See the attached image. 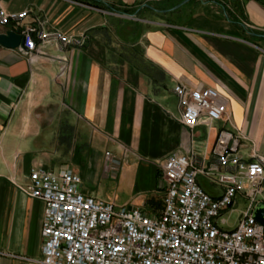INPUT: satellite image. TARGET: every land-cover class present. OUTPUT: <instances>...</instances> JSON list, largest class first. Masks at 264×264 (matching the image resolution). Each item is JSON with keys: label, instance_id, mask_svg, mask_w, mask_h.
Masks as SVG:
<instances>
[{"label": "crops", "instance_id": "0c3cea01", "mask_svg": "<svg viewBox=\"0 0 264 264\" xmlns=\"http://www.w3.org/2000/svg\"><path fill=\"white\" fill-rule=\"evenodd\" d=\"M0 5L7 13L28 10L26 17L0 24V33L39 17L46 31L90 36L83 47L48 40L32 60L18 48L0 45V264L42 259L44 203L20 188L34 166L64 168L98 183L107 175L108 148L119 159L127 148V163L115 173L133 174L137 191L124 204L155 215L163 206L158 166L171 151L193 148L214 164L210 150L218 129L225 127L243 136V159L264 157V0H146L142 5L0 0ZM178 83L216 88L227 99L228 121L189 133L179 122L173 91ZM198 180L212 196L220 195L218 185L203 176ZM83 191L97 193L84 186Z\"/></svg>", "mask_w": 264, "mask_h": 264}, {"label": "built area", "instance_id": "2783aa9c", "mask_svg": "<svg viewBox=\"0 0 264 264\" xmlns=\"http://www.w3.org/2000/svg\"><path fill=\"white\" fill-rule=\"evenodd\" d=\"M27 13H7L0 5V24ZM18 28L22 43L17 48L29 60L48 40L63 47H83L88 40L86 35L73 38L46 31L39 17ZM173 91L179 120L189 133L200 125L210 128L228 121L227 99L216 88L178 83ZM241 138L239 131L219 128L210 150L214 164L193 148L171 151L161 165L165 193L155 215L84 192L78 173L32 167L28 183L20 188L44 203L40 264H264V227L253 216L255 206L264 201V157L243 159ZM199 176L218 185L220 195L208 193ZM240 196L247 200L246 208L233 226L225 227Z\"/></svg>", "mask_w": 264, "mask_h": 264}, {"label": "rangeland", "instance_id": "374dc122", "mask_svg": "<svg viewBox=\"0 0 264 264\" xmlns=\"http://www.w3.org/2000/svg\"><path fill=\"white\" fill-rule=\"evenodd\" d=\"M145 2H146V0H144L141 3L135 2V4L142 5ZM86 6L87 7L89 6L88 8H91V6L93 7V5H91V4H87ZM94 7H96V6H94ZM91 9H93V8H91ZM105 12H107V11H105ZM108 13L119 16L123 19L133 20L135 18V14H130V13H127L125 11H115L116 14L108 11ZM82 35L88 36V40H87V42H88L90 39L89 34L83 33ZM87 42H86V44H87ZM76 47H78V46H76ZM174 113L176 115H178L176 109L174 110ZM179 122H180V120H179ZM108 149L110 151L113 150L112 147H109ZM123 150H125L124 151L125 156H123L121 159L114 158L110 151H106L104 153L105 167H106L105 171L107 172V175L105 177H103V175H102V177L99 179L98 183H94L90 178L85 179L83 181L84 187H90V188L97 191V193L95 192V194H93V195H95L98 198H101L103 200L114 201L116 205H123L124 201L127 200L130 196H132L137 191L134 187V176H133V174L128 175L126 177L124 175H120L117 177V173H115L116 172L115 170L119 169L122 164L127 163V160H128L127 156L130 153H129V150L127 148L126 149L124 148ZM107 153H109L110 156H108ZM116 161L118 162V164ZM45 162L49 163L48 160H45ZM54 162L58 164V163L70 162V160L55 159ZM111 162L114 164H117L116 169H112V163ZM162 162H163V160L160 161L159 166H158V173H159V177L161 179V191L163 193L162 197H160V204L162 202L161 198L163 199V196L165 193V185H164V181L162 179V174H161ZM56 169L57 168H55V170ZM58 170H60V169H58ZM200 180L203 181V178H200ZM206 185H207V183H206ZM246 205H247V200L243 199L241 196L238 197V202L234 206L235 210L232 211L231 213L227 214V216H226L227 225L225 227H230V226L234 225V222H235V219H236L238 213L241 212L242 210H244L246 208Z\"/></svg>", "mask_w": 264, "mask_h": 264}, {"label": "water", "instance_id": "95a60500", "mask_svg": "<svg viewBox=\"0 0 264 264\" xmlns=\"http://www.w3.org/2000/svg\"><path fill=\"white\" fill-rule=\"evenodd\" d=\"M7 24L3 25L6 26ZM22 43V36L19 33V28L6 30L0 33V45L7 48H17ZM131 207V206H130ZM253 216L264 227V201L259 202L254 210Z\"/></svg>", "mask_w": 264, "mask_h": 264}]
</instances>
